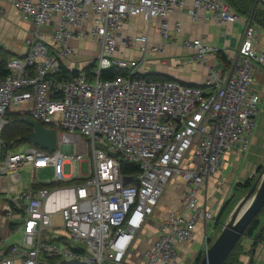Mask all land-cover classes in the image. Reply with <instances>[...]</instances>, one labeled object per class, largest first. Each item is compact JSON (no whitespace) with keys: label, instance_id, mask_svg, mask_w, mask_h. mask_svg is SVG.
<instances>
[{"label":"built area","instance_id":"2783aa9c","mask_svg":"<svg viewBox=\"0 0 264 264\" xmlns=\"http://www.w3.org/2000/svg\"><path fill=\"white\" fill-rule=\"evenodd\" d=\"M9 1L32 27L26 53L12 58L9 73L0 78V132L8 112L18 106L20 113L57 130L58 148L49 152L29 146L6 153L0 157V177L27 165L52 166L53 182L78 181L68 186L74 199L56 211L47 207L51 187L30 186L12 198L23 214L22 240L9 242L0 235L5 249L0 264H49L52 257L127 264L177 178L186 185L181 208L160 219V236L146 250L144 264H179L177 245L192 240L200 222L206 251L207 222H216L217 213L201 194L227 152L238 143L248 149L260 114L263 98L254 85L257 71L264 68V29L254 13L244 18L243 37L229 64L222 69L210 65L203 84H189L137 75L148 73L142 69L155 61L165 64L160 56L177 45L174 37L182 34L183 24H171L172 14L186 10L196 21L219 25L240 21L226 0ZM138 17L146 22L145 31L124 33L126 21ZM152 30L159 40L152 38ZM88 37L97 45L92 74L84 66L69 80L50 78L60 63L81 57L74 42ZM183 48L180 64L204 63L219 52L202 38L185 40ZM111 67L126 73L102 78ZM122 159L138 164L139 171L124 173ZM85 161L89 170L83 173ZM55 214L61 224L53 221ZM60 228L63 234L57 233Z\"/></svg>","mask_w":264,"mask_h":264},{"label":"crops","instance_id":"0c3cea01","mask_svg":"<svg viewBox=\"0 0 264 264\" xmlns=\"http://www.w3.org/2000/svg\"><path fill=\"white\" fill-rule=\"evenodd\" d=\"M190 3L191 0H189V4ZM241 18L242 19L238 22L224 23L219 25L209 20L196 21L186 12V10L178 11L172 14L169 17L171 24H174L175 21H181L183 24V32L180 36L175 35L176 33L172 31V34L177 36L174 37L175 39H178L177 45L168 49L165 53L162 54V56H160V58L166 61L165 64L157 63L155 61L147 67V70L145 68L142 69V71L145 70L148 72H161L164 74H168L174 79L185 83L203 84L208 75L210 65H217L221 69L227 66L224 65L220 60L219 56L221 53H224L228 57V59L237 55L238 46L241 43L244 33L245 16H241ZM155 21L157 22L158 20ZM31 27L32 25L30 24V22L22 19L19 11L10 3L9 0H0V45H3L8 50L16 54L15 56H23L27 51L25 39L29 34ZM145 29L146 22L140 17L129 19L123 26V32L126 34L144 32ZM152 38L154 40H159L160 38L155 30H152ZM195 38H202L204 41L218 46L219 52L210 57L209 61L204 63L180 64V55L184 53L183 42L185 40L191 41ZM79 42L80 41L74 42V44L78 48L80 45ZM95 47L96 44H94V47L92 48L93 50L88 54H90L91 52L96 53V51H94ZM67 63L66 65L69 66ZM70 64L74 65V63L72 62H70ZM75 68H77V66ZM255 78L254 89L255 91L262 94V98H264V68H260L257 71ZM10 112L20 113L19 107L15 106V108L11 109ZM256 128L257 124L254 128L248 149H241V144L238 143L232 151L227 152L225 154L224 165L216 175L209 179L206 187L203 189L201 200L204 201L206 198L208 199L207 202H209V205L215 207L217 217L219 216L218 214L220 210H218V207L216 205L219 204V201L214 199L215 190L211 189V187L218 186L220 188H224L225 193L219 195V199L224 198L226 193L227 199H229L230 197H232V194L234 192L231 189L232 184L234 183L235 185L238 182L246 181L249 177L254 176L258 171V168H260L264 164V129L256 131ZM29 146L34 145H30L27 143L15 149H8L4 151L5 146L0 136V157L6 153L23 151ZM26 169H28V171L33 170L35 172V176H37V173H44L48 169L53 170V167L46 166L34 168L31 165H27L19 172L0 177V235L7 238L9 242H18V240L20 241L22 238L21 224L23 214L21 211L16 210L15 206L12 203V198L24 189L30 186H34L35 183H41L39 182V180H37V177L33 179L25 178L24 171ZM179 179L180 178L174 179L173 183L171 182L172 184L168 186L169 191L172 188L173 184L179 182ZM228 183L230 184V187H228ZM182 186H185L186 190V185L183 184ZM168 188L166 192L168 191ZM226 188H228L229 191ZM184 191L180 193L181 197L183 196ZM221 191H223V189H221ZM73 199L74 191L72 190V188L68 186L61 187V185H57L55 187H52V194L47 203V207L51 211H56L61 206L68 204ZM171 202L173 204L170 205L171 208H178V210L181 208V200H172ZM261 222L264 224V218L261 219ZM214 223L215 222H213V230ZM159 224L160 222H157V224H149L155 229V232L153 234L151 233V236L149 237V239L147 238V242H145L146 246H148L149 248L154 245L155 241L160 236ZM203 235H205V233H203ZM203 237L205 238V236ZM203 237L201 234V230H196L192 240L177 245L180 255L179 264H196L195 259L197 255L202 249L205 248V239L203 240ZM254 242L255 240L252 237L244 240L243 245L245 247L246 254L242 255L241 258L245 264H264V239L258 240L256 246L254 247L252 252H250ZM4 250V248H0V259Z\"/></svg>","mask_w":264,"mask_h":264},{"label":"trees","instance_id":"16d2710c","mask_svg":"<svg viewBox=\"0 0 264 264\" xmlns=\"http://www.w3.org/2000/svg\"><path fill=\"white\" fill-rule=\"evenodd\" d=\"M230 6L241 16H247L250 13H254L255 15V21L261 26V28L264 29V6L261 4H258L257 0H226ZM13 52L8 50L3 45H0V78L6 76L9 73L8 68V62L14 58L15 56ZM220 60L223 62L224 65L229 64L228 57L224 54H220ZM97 61L85 66L83 69L88 72L89 75L92 74L93 69L96 67ZM80 70L78 68H70L65 63H60L59 70L55 73L50 74V78L56 80V81H62V80H69L73 78L75 75L79 74ZM126 73L125 70L119 69L117 67H111L109 69L102 71V78H113L122 76ZM139 77H144L147 80H167V79H174L172 76L168 74H164L161 72H148L145 74H138ZM26 114L19 113V112H8L7 119L8 123L4 126L3 130L0 132V136L4 143V151L15 149L23 144H30L34 145L36 147H39L38 145H35L33 143H29L25 140V136L32 132L34 130L33 125L28 123L25 120ZM45 151H48L44 149ZM5 154H3L4 156ZM121 168L124 173L129 172H135L137 173L139 171V165L136 163H131L125 160H121ZM263 166H261L256 174L254 176L249 177L246 181L238 182L235 184L234 191L236 189H241V195H244L256 182L257 177L259 173L261 172ZM73 180H67L63 182H41V183H35L34 186L36 188L47 186V187H55L57 185H65ZM236 192V191H235ZM240 195V196H241ZM239 196V197H240ZM232 197L227 199L220 209L219 216L217 217L216 222L214 223V226L216 229L218 226L222 225L223 221L221 220V216L227 211V215L230 213L234 205H231ZM240 199V198H239ZM238 200H236L235 203H237ZM264 213V207L260 211V213L252 220L250 225L247 227L244 235L239 239V241L236 243L233 250L228 255L227 259L225 260L224 264H245L242 260V255L246 254L245 247L243 245V242L245 239L252 237L255 242L253 243V246L250 250L254 249V247L257 244L258 240L264 239V224L261 222V215ZM217 231L214 232L211 236H208L207 243L208 245H211L216 237L218 236ZM257 240V241H256ZM205 255V249H202L199 254L197 255L195 261L196 264H200L202 258ZM51 261H54L55 264H79L77 262H69L62 260L58 257H52L50 258Z\"/></svg>","mask_w":264,"mask_h":264},{"label":"water","instance_id":"95a60500","mask_svg":"<svg viewBox=\"0 0 264 264\" xmlns=\"http://www.w3.org/2000/svg\"><path fill=\"white\" fill-rule=\"evenodd\" d=\"M264 5V0H257ZM25 120L33 125L34 130L25 136L29 143L38 145L42 149L54 152L58 148V134L54 128H49L31 116ZM111 155H115L111 152ZM259 169V168H258ZM129 178H125L127 183ZM264 207V164L253 186L240 197L222 224L221 232L205 251L200 264H224L230 252L239 239L244 235L252 220ZM40 264H46L41 262Z\"/></svg>","mask_w":264,"mask_h":264},{"label":"rangeland","instance_id":"374dc122","mask_svg":"<svg viewBox=\"0 0 264 264\" xmlns=\"http://www.w3.org/2000/svg\"><path fill=\"white\" fill-rule=\"evenodd\" d=\"M261 5L264 6L263 4H261ZM140 28H141V26H140ZM79 43H80V45H79L78 50L81 53V57L79 59L75 60L74 62H72V63H74V65H71L70 61L67 63L71 68H75L77 66V68L80 69V68L86 66L89 62H91V63L95 62L96 53H97V45L95 47L96 50L94 49V51H96V53L95 52H91L90 54H88V53L93 50L92 48L94 47V44H96V41L93 40L92 37H88V38H85L84 40H81ZM259 108H260V115H259L260 117L258 119L256 131H259L260 129H264V98L261 101V103L259 104ZM257 133H259V132H257ZM84 140H86V137H84ZM66 167H67L66 170L68 171V165ZM80 169H81V171L83 173L88 172V170H89V162L88 161L83 162L80 165ZM24 177L28 178V179L29 178L33 179V178L37 177V180H39V182H51V181H54V171L52 169H48L46 172L37 173V176H35V172L33 170L32 171H28V169H26L24 171ZM77 181L78 180H73V181L65 184L64 186H72ZM172 183H173V181H172ZM172 183H170V185ZM183 184H185V183L181 179H179L178 183L172 185V188L170 189V191H169V188H168V191L165 192L163 205L160 207V209H158L156 211V214H155L156 223L153 222L154 224H157V222H159L160 219L162 217H164L165 213L168 210L172 209L170 207V205H173L172 202H171L172 200H175V201L176 200L177 201L181 200L182 197H181L180 193H182V191L185 190V186H182ZM233 185H234V183L232 184L231 189L234 191L235 185L234 186ZM228 187H230L229 183H228ZM211 189L215 190L214 191V199L219 201V204H217L216 206L218 207V210H220L222 204L227 199V193H226L224 198L219 199L220 198L219 195L224 194L225 193V189L224 188H220V187L218 188V186L217 187L216 186L215 187H211ZM221 189H223V191H221ZM226 189H228V188H226ZM228 191H229V189H228ZM235 191L232 194L233 198H232V202H231L230 207L232 205L236 204L235 203L236 200H239V198L242 196L241 195V191L242 190L240 188L236 189ZM167 202H169V203H167ZM187 215H188V213H187ZM227 216H228L227 215V211L221 216V220L223 221V223L225 222ZM262 218H264V213H262V215H261V219ZM53 221L55 223H57V224L58 223L61 224L60 214H55L53 216ZM221 229H222V225L218 226L217 229L214 226V230H213V221L212 220H208V222H207V233H208L209 236H211L213 234V231L214 232L217 231V233L219 234L221 232ZM197 230H201V234H202V237H203L204 236L203 233L205 232V227H204V223L203 222H200V224H198ZM46 232H48L49 234L52 233L51 231H47V230H46ZM154 232H155L154 227H152L150 225L145 227V229L139 235L138 240L134 244L132 252L127 257V259H128L127 263H132V264H143V263H146L145 252H146V250L149 247L146 246L145 242H147V238L149 239V237L151 236V233L153 234ZM58 233H64V229L60 228V231ZM204 239L205 238L203 237V240ZM21 240H22V238H21ZM21 240L20 241L18 240V242H21ZM47 261H48L49 264H55L54 261L50 260V258H47Z\"/></svg>","mask_w":264,"mask_h":264},{"label":"bare ground","instance_id":"6f19581e","mask_svg":"<svg viewBox=\"0 0 264 264\" xmlns=\"http://www.w3.org/2000/svg\"><path fill=\"white\" fill-rule=\"evenodd\" d=\"M78 48V47H77ZM79 51V50H78Z\"/></svg>","mask_w":264,"mask_h":264}]
</instances>
